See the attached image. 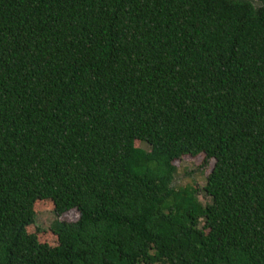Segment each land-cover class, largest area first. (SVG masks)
Instances as JSON below:
<instances>
[{"label": "trees", "instance_id": "16d2710c", "mask_svg": "<svg viewBox=\"0 0 264 264\" xmlns=\"http://www.w3.org/2000/svg\"><path fill=\"white\" fill-rule=\"evenodd\" d=\"M0 264H264V0H0Z\"/></svg>", "mask_w": 264, "mask_h": 264}, {"label": "rangeland", "instance_id": "374dc122", "mask_svg": "<svg viewBox=\"0 0 264 264\" xmlns=\"http://www.w3.org/2000/svg\"><path fill=\"white\" fill-rule=\"evenodd\" d=\"M178 174L176 176L174 187L195 186L199 190H203L207 184V177L213 170L214 162L205 165V159L185 157L177 163ZM202 202H206L205 196L200 194ZM65 217H58L54 212H43L38 216V225L43 230H49L51 226L58 220H68ZM68 221H73L69 219Z\"/></svg>", "mask_w": 264, "mask_h": 264}]
</instances>
